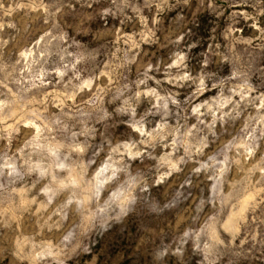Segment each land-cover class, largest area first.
Returning <instances> with one entry per match:
<instances>
[{
  "label": "clouds",
  "instance_id": "1",
  "mask_svg": "<svg viewBox=\"0 0 264 264\" xmlns=\"http://www.w3.org/2000/svg\"><path fill=\"white\" fill-rule=\"evenodd\" d=\"M101 2L39 4L42 23L12 38L19 72L0 78V264H255L257 251L264 259V228L258 237L240 204L250 192L247 211L259 208L256 226L264 225V169L256 184L226 174L258 152L255 139L230 138V124L255 110L248 122L264 127V66L253 71L232 47L264 48V0H225L248 6L229 18L253 31L234 36L241 29L230 27L223 49L206 50L186 28L188 14L217 0H145L155 18L133 5L119 19L140 25L127 46L96 43L88 21L117 16L116 0L93 9ZM65 8L74 23L64 21ZM166 11L176 14L165 28ZM141 44L163 55L154 59ZM32 49L44 58L24 55ZM221 174L227 203L239 206L231 226L218 207L223 196L208 194ZM129 220L137 224L131 250L110 257Z\"/></svg>",
  "mask_w": 264,
  "mask_h": 264
},
{
  "label": "rangeland",
  "instance_id": "2",
  "mask_svg": "<svg viewBox=\"0 0 264 264\" xmlns=\"http://www.w3.org/2000/svg\"><path fill=\"white\" fill-rule=\"evenodd\" d=\"M62 2L63 0H0V41H9L8 45L5 46V49L0 52V78H2L5 73H12V75L15 76L16 73L19 72V65L16 66L15 70L13 69L15 61L19 58V53L17 51L19 45L12 38L19 36L25 28H33L42 23V21L38 18V13L42 14V9L37 7V5L46 3L51 7H55L58 3ZM69 2H71V0H69ZM125 3L127 6L121 4V0H116L115 5L113 6V10L117 12L115 20L111 15H109L105 17L107 23L101 21L98 16H94V19L88 21V25L92 28V30L97 31V44L102 45L105 40H109L112 43L118 42L121 46H127L137 41V33L140 32L139 23H136L135 19H132L131 22L125 20L124 24L121 26V22L119 20L122 19L123 16L132 15L130 8L133 5L140 8L142 14L146 17L151 14L152 17L155 18V10L144 7L145 0H125ZM104 6H106V0H102L100 4H94L93 9ZM74 7L77 10L80 8L79 5H74ZM93 9H89L88 11L91 12ZM248 10L249 8L245 4H230L226 3L225 0H217V7L215 9L212 7H206L203 10L196 12L194 16L189 13L188 19L191 22L186 25V28L192 31L194 39L202 43L205 50L208 48L210 43L213 44V46H219L223 49L224 44L227 42L224 33L228 31L230 27L234 26L241 29L240 32L231 33L234 36H251V32L253 30L249 29L245 25L243 19L240 17L232 19L229 18L232 12H244ZM64 11L67 13V15L64 16V21L74 23V14L68 12L67 8H65ZM176 11H179V9ZM176 11H166L160 14L163 18L165 28L171 24ZM233 19L236 21L235 24H233ZM113 27L114 30L112 31ZM111 31V36L105 34L110 33ZM143 35L147 38L148 33L144 32ZM55 43L56 42L53 41V44L49 46L50 59L54 58L58 51L54 47ZM140 47L148 52L149 56L154 59L159 60L160 55H163L162 49L159 51L149 52L147 45L141 44ZM232 47L234 49L236 48L242 62L246 60L252 65L253 71H255V68L258 65L264 66V48L246 49L244 45H232ZM95 51L98 53L97 58L99 59L103 55L104 48L98 47ZM24 55H31L33 58L39 57L41 60L44 58L43 55L35 49H32L30 53H24ZM145 59H147V57H145ZM90 63L91 62H89V64ZM36 67L38 68L39 65L37 64ZM252 82H255L254 77L252 78ZM157 103H159V101ZM254 112L255 110L252 112L246 111L242 114L244 118L237 117V123H232L229 126L230 138L234 137L236 143L244 142V138L247 137L248 140L255 139V143L258 148L257 155L250 158L251 162H244L245 167L240 168L237 165H233L232 168L228 169L226 174L230 178L234 177V180L230 179V182L232 183L238 182L239 184L247 185L248 181H251L252 184H256L261 177L259 169H264V153L259 155L260 146H264V135L261 134L264 132V127L260 124H256L254 121L252 123L248 122V118L253 117ZM225 128H228L227 124L225 125ZM249 133H252V135L249 136ZM227 151L229 156L235 155L231 147H229ZM237 151H242V149ZM233 170H235V172ZM223 181L224 176L221 174L220 179L210 185L208 194L211 196L213 193H218L220 196H223L225 204L218 205V207L221 208L222 212H226L225 222L231 226L239 212V206L234 209L231 204L227 203L231 199L232 193L225 192ZM257 187H264V185L257 184ZM248 195H251V193L247 192L241 197L240 204H242V206L246 209L244 212L245 220L254 222L252 227L259 237V233L262 228H264V225H260L259 227L256 226L257 216L259 215L260 209L258 208L256 213L247 211L248 205L251 203V201L245 199V196ZM143 223L144 222H140L141 226H143ZM124 227L126 232L125 240L121 244H117L115 246L110 245L108 247L107 254L110 257H115L118 250L123 251L124 254L127 255L128 251L131 250L132 244L135 242L137 228L136 222L129 220L125 223ZM242 238L243 237H241V239ZM254 260L255 264H264V259H260L259 251L256 252Z\"/></svg>",
  "mask_w": 264,
  "mask_h": 264
}]
</instances>
